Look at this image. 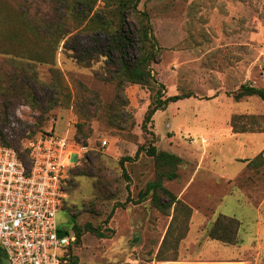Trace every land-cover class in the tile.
Masks as SVG:
<instances>
[{
    "label": "rangeland",
    "instance_id": "obj_1",
    "mask_svg": "<svg viewBox=\"0 0 264 264\" xmlns=\"http://www.w3.org/2000/svg\"><path fill=\"white\" fill-rule=\"evenodd\" d=\"M103 4L98 0L95 7ZM137 8L148 14L157 51L151 68L165 86L164 96L189 97L157 110L143 131L151 90L126 84L118 101L116 81L104 79V58L88 67L75 58L94 43L90 34L75 32L69 43L73 51L59 44L53 62H31L38 78V107L6 102L0 132L8 139L10 128L21 130L24 142L42 130L53 129L70 139L76 137L78 124L89 131L86 141L93 151L86 154V162L70 156L71 163L81 164L68 175L62 207L72 208L79 226L90 222L108 236L85 232L73 246L76 264H264V102L231 95L241 84L264 88V0H139ZM3 16L8 19L6 11ZM8 28L1 24L0 32L9 33ZM104 40L97 34V46ZM6 49L0 39V59L12 56ZM53 83L63 91L56 105L49 89ZM119 102L123 122L111 119V107ZM233 116H240L235 128L244 127V132H234ZM151 134L158 149L183 159L177 177L163 185L190 208L186 224L184 212L175 211L173 221V205L167 213L160 210L151 193L140 203L125 202L137 199L146 182L155 179L153 159L144 151L136 156ZM122 157L131 158L123 163L124 173ZM97 161L113 197L106 199L102 191L94 214L82 205L94 199L93 185L99 179L74 172L91 171L89 164ZM115 201L124 206L104 222ZM220 214L240 221L237 243L208 237L211 222ZM56 218L70 234V214L60 209Z\"/></svg>",
    "mask_w": 264,
    "mask_h": 264
},
{
    "label": "trees",
    "instance_id": "obj_2",
    "mask_svg": "<svg viewBox=\"0 0 264 264\" xmlns=\"http://www.w3.org/2000/svg\"><path fill=\"white\" fill-rule=\"evenodd\" d=\"M97 1L0 0V26L1 24L10 26L8 28L9 33L5 30L0 32V39L8 47L5 51L12 53L10 58L0 59V114H5L6 102L13 100L28 103L33 108L38 107L36 104L38 102V78L35 66L31 62H53L59 44H62L64 49L73 51V47L69 43L73 38L72 34L75 32L90 34L94 41L93 45L81 50L82 55L77 54L75 58H78L80 64L85 67L90 66V63L99 57L104 58L107 66L104 79L116 81V99L118 101L124 96L126 84H137L151 90V99L141 124L143 131H148V124L157 110L163 109L171 102L189 97L185 94L164 96L165 86L156 80L151 68V62L157 56L156 43L151 34L148 14L137 8L139 0H104L101 8L95 7ZM5 11L8 19L3 16ZM97 34H103L105 37L104 43L102 46L99 45L100 47L97 46ZM133 51L135 53L130 55V52ZM49 89L53 99L52 105H56L59 102V96L63 94L61 85L53 83L49 85ZM231 95L235 100L247 96H256L264 102V88L251 84H241ZM68 98L70 99V94H68ZM121 105L122 102H119L111 107L113 110L112 120L122 121L124 112L120 109ZM239 118L240 116H233L230 120V126L234 132L246 130L244 127L240 130L235 128L236 120ZM76 132V137L73 138L74 142L77 145L88 144L86 139L89 131H84V125L78 124ZM22 133L21 130L10 128L7 139L6 135L0 132V143L12 146L20 159L25 160L28 158V154L21 141L24 137ZM151 135V139L146 144L144 143L137 148L136 156L140 151H144L147 156L153 159L155 179L146 182L145 189L138 193L137 199L127 198L125 202L140 203L151 193L155 206L160 210H165L167 213L166 208L168 209L173 205V221L176 217L175 211L184 212V223L186 224L190 215V208L163 185L165 179L172 180L177 177V170L183 163V159L174 153L158 149L154 145V136ZM128 160L131 158L122 157L119 159L123 173V163ZM86 161L87 156L81 162ZM89 165L91 171L89 168H80L74 173L79 176H92L99 179L93 185V188L95 187L97 190L94 199L86 205H82V207L86 206L87 211L98 214L97 205L99 198L103 195L102 191L106 199L112 198L113 194L107 189L108 183L102 181L103 170L98 167V161L97 165L96 163ZM75 166L70 168L68 175ZM124 176L127 178L125 174ZM64 201L65 199L63 203ZM62 205L61 209L70 214L71 230L75 233L76 239L73 245L66 248L61 259L63 264H76L73 246L81 242L85 232L98 238H105L108 235L100 227H95L90 222L79 226L76 223L77 214L72 208H64ZM122 206L124 203L115 201L104 222L109 221L114 209ZM239 227L240 221L238 219L220 214L211 222L207 235L212 240L233 245L238 242ZM0 263H4V253L1 247Z\"/></svg>",
    "mask_w": 264,
    "mask_h": 264
},
{
    "label": "built area",
    "instance_id": "obj_3",
    "mask_svg": "<svg viewBox=\"0 0 264 264\" xmlns=\"http://www.w3.org/2000/svg\"><path fill=\"white\" fill-rule=\"evenodd\" d=\"M105 144L102 140L100 146ZM23 145L25 160L0 143V264H63V252L76 239L56 218L66 197L68 171L80 163H71L70 156L83 160L92 147L77 145L53 129L37 132Z\"/></svg>",
    "mask_w": 264,
    "mask_h": 264
},
{
    "label": "water",
    "instance_id": "obj_4",
    "mask_svg": "<svg viewBox=\"0 0 264 264\" xmlns=\"http://www.w3.org/2000/svg\"><path fill=\"white\" fill-rule=\"evenodd\" d=\"M65 234V231L64 230H60V231H58V235L59 236H63Z\"/></svg>",
    "mask_w": 264,
    "mask_h": 264
}]
</instances>
